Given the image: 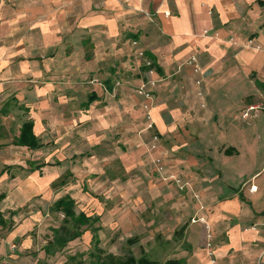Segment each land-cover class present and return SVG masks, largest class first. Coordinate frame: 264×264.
Masks as SVG:
<instances>
[{"label":"crops","instance_id":"1","mask_svg":"<svg viewBox=\"0 0 264 264\" xmlns=\"http://www.w3.org/2000/svg\"><path fill=\"white\" fill-rule=\"evenodd\" d=\"M123 245L264 264V0H0V264Z\"/></svg>","mask_w":264,"mask_h":264},{"label":"trees","instance_id":"2","mask_svg":"<svg viewBox=\"0 0 264 264\" xmlns=\"http://www.w3.org/2000/svg\"><path fill=\"white\" fill-rule=\"evenodd\" d=\"M152 68V67H151ZM20 143L22 145H26L30 148H38L39 143L37 138L34 136L33 133V126L32 124L28 123L25 124L22 130ZM74 201H60L56 204V209L58 211H61L64 213L65 217L67 218H73L74 217ZM87 221V219L84 216H81L80 218H75L76 224H84ZM68 231V230H67ZM68 236L63 237L59 235L56 237V241H58L59 244L65 245L70 240L78 237L80 233H74V235H70V232H67ZM93 260L90 264H162L158 261H155L146 255H143L139 258L128 254L127 256H118L114 254H106L104 252H100L99 255L92 254ZM163 264H184L181 260L178 259H168Z\"/></svg>","mask_w":264,"mask_h":264},{"label":"rangeland","instance_id":"3","mask_svg":"<svg viewBox=\"0 0 264 264\" xmlns=\"http://www.w3.org/2000/svg\"><path fill=\"white\" fill-rule=\"evenodd\" d=\"M132 46L134 48H136L138 46V41L136 42V40H133L132 41ZM135 59H136L135 61H137V63H138V66H140L141 68L147 66L148 59H147V56L145 55L144 52H141V51H138L137 50L136 51V58ZM121 85H122V83L120 81H117L114 84V86H115L116 89L119 88ZM140 91H141V88H138V89L135 90V93L136 94H139L140 96H143V97H145V98L148 99V97L145 94L140 93ZM113 96H114V99L117 100L118 91L117 92L114 91L113 92ZM151 98H153V97H151ZM86 128H88L87 125H86ZM85 132L87 133V129H86ZM48 133L51 136L50 131ZM54 137H55V140L58 139V136L55 135ZM54 145L55 144L53 142V146ZM53 146H50V147H53ZM50 150H53L54 151L56 149L55 148H50ZM47 156H48V160H51V161H56V159H57L56 156H49V155H47ZM45 159H46V157L44 156V159L43 160H45ZM166 163H167L166 161H164L163 159L160 158V165L163 166L162 167L163 170H162V172L160 174L161 175V178L165 179L166 181H168V180H171V181L174 180L175 181V179L171 178L172 177L171 176V173H168V171H167V164ZM117 171H119V169ZM177 181H179V180L176 179V182ZM52 220H53V223L55 225H59L62 222V220H63V215L62 214H56V215H54V217H52ZM182 231H183V229L180 230L178 233L181 234V233H183ZM147 248L149 249V252L146 255L149 258H151V259H153L155 261H158L159 263H160V260H163L164 257H166L167 255L170 254V252H164L163 250H160V247H152L151 248L150 246H147ZM73 250H74L73 253H75L77 251V249H75V248ZM92 251H94V247H93ZM130 251H131V249H130L129 245H123L122 248H119L118 251H115V254L118 255V256H123L124 257V256H127ZM131 252L137 258H139L142 254H144V250H141L140 248H135L134 251L132 250ZM95 254L99 255L100 253L99 252H97V253L95 252ZM91 257L92 256H90V254H87V255L85 254V258H84L85 259V262H83V264H90L92 261H94L93 260V257L92 258ZM177 257H178V255L177 256H173V257L172 256H169V258H167V260L168 259H178V260H181L184 264H187L186 261H188V260L185 261V260L180 259V258H177ZM189 264H194V263L191 262V261H189Z\"/></svg>","mask_w":264,"mask_h":264},{"label":"built area","instance_id":"4","mask_svg":"<svg viewBox=\"0 0 264 264\" xmlns=\"http://www.w3.org/2000/svg\"><path fill=\"white\" fill-rule=\"evenodd\" d=\"M143 55H144V54H143ZM193 60H195V59H193ZM145 67H147V68H151V67H152V63L148 61L147 66H145ZM149 70L152 71L153 69H149ZM143 88H144V87H142L140 93L145 94L148 98H150V94L147 93V92H144ZM146 107H147V106H146ZM147 108H148V107H147ZM256 110H257V109H256L255 107H251V108H249V109L245 112V114L243 115V117H244V118H248V117L250 116V112H252V111H256ZM154 140L157 141V140H158V137L155 136V137H154ZM153 148L155 149V148H156V145H153ZM155 164H156V166H157V170H158V172L161 174V172H162V170H163V168H162L163 166L160 165V160H156V161H155ZM171 178H173V177H171ZM177 182H178V181H177ZM182 188H183V187H182Z\"/></svg>","mask_w":264,"mask_h":264}]
</instances>
